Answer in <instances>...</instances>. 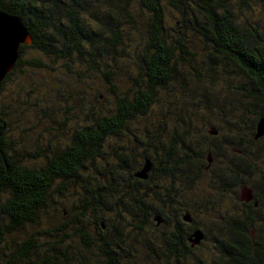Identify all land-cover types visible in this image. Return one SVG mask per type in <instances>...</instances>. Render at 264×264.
I'll return each mask as SVG.
<instances>
[{"label": "trees", "instance_id": "1", "mask_svg": "<svg viewBox=\"0 0 264 264\" xmlns=\"http://www.w3.org/2000/svg\"><path fill=\"white\" fill-rule=\"evenodd\" d=\"M0 11L19 16L33 39L21 45L0 94L23 65L44 66L37 57H24L29 48L92 73L78 74L82 102L66 108L68 121L51 127L58 144L66 139L58 146L50 140L35 154L14 153L12 126L0 108V246L8 237L16 243L4 246L0 264H187L186 236L196 216L188 224L175 212L171 220L168 207L182 209L183 190L165 197L158 191L155 201L145 194L155 176L172 187H193L206 177L224 210L222 218L213 217V231H255L260 243H247L245 250L264 253V136L254 138L264 119V0H0ZM124 67L132 82L120 89ZM92 75H99L109 94L90 85ZM175 92L195 104L187 111L168 108L166 118L176 123L163 124L171 129L166 142L132 134L136 121ZM211 95L214 102L207 104ZM212 115L219 119L210 123L218 134L208 130L213 143L206 145L198 140L207 135L199 133V124ZM222 130L231 136L223 137ZM147 160L148 178L137 177ZM137 165L139 170L123 176ZM251 179L259 206L248 208L250 220L241 205L227 215V198ZM55 194L71 195L69 219L56 229L59 238L41 240L54 231L41 227L38 236L15 239L41 221ZM137 235L145 239L141 247Z\"/></svg>", "mask_w": 264, "mask_h": 264}, {"label": "rangeland", "instance_id": "2", "mask_svg": "<svg viewBox=\"0 0 264 264\" xmlns=\"http://www.w3.org/2000/svg\"><path fill=\"white\" fill-rule=\"evenodd\" d=\"M198 50L202 52L201 47H199ZM24 57H37L44 62V66L38 68L23 65V70H18L12 75L11 79L5 83L0 94V108L7 117V121L12 126V130L9 132V137L14 141V153L19 155L35 154L38 147L44 148L48 146L50 140L52 141L50 146H58L61 142H66V139H64L59 141L58 144L56 140L59 138L53 134L51 127L58 126L61 121H68L67 117H70L71 114L66 112V108L71 104L82 102L81 97L85 93V89L81 87L82 81L81 78L78 77V74H92L88 69L85 70L83 67L77 66L75 63L60 58H49L33 48L27 49ZM126 69L127 68L124 67L121 70V74H118L120 77V80L118 81L120 89L129 87L132 82L126 76L128 74L125 72ZM91 79L92 81L94 80L91 82V86H94L97 90L100 89L105 94H109V89L106 85L101 83L99 75H92ZM223 93L224 92L220 91L219 94ZM163 96V100L161 104L156 107L157 110L154 114L141 118L134 123L133 126H135L136 129L132 131V134L135 133V136L139 138L148 136L154 138L157 136L166 142L171 136L169 133L171 129H165L163 124H169V126H171L170 124L176 123L175 119L166 118L168 108L173 109L176 106L182 108L183 106L184 110L187 111L195 104L194 101L187 100L184 93L177 94L175 92L170 97L168 94H164ZM109 97L112 101L111 96ZM167 98H169V100H166ZM101 99H103V97H101ZM176 100H178L177 104L170 103L176 102ZM93 101L99 105L101 102H105V99L99 102L97 100ZM213 102L214 97L212 96L207 104H212ZM198 104L203 106L204 103L201 101L198 102ZM209 119L210 120L205 124H199L201 127L199 133L202 131L201 133H203V135H207L206 137H200L199 135L198 140L204 141L206 145L213 143V140L208 137L210 135L207 133L208 130L214 129L210 123L213 122V120H219L214 115ZM147 131L150 132L149 135L146 134ZM222 132L223 137L225 138L231 136L225 130H222ZM131 137L134 136L131 135ZM252 147L254 148V146ZM139 167V165L135 166L133 170L127 171L123 176H128L130 173H134L135 170L140 169ZM257 177L258 176H255V178ZM153 178L154 179L150 181V185L146 188L145 194L156 201L158 199L156 192L159 191L161 193L163 190H159L160 187L164 186L166 188H171V184L167 178L162 177L163 179H159L158 176ZM199 179L202 181L196 182L193 187H188V184H185V182L181 185L175 183L176 186L172 187V189H176L178 192L183 190L181 194L182 199L185 202L183 203L182 214L184 213L185 208L192 211L196 216L197 226L202 227L208 233L204 245L194 251L191 261L187 264H195L198 259L204 260L206 264H214L216 262L215 258L217 257V254H215L213 244L217 235L219 236L220 231L218 230V233L215 234V231L212 229V227L215 229V225L212 221L214 220L213 217L222 218L224 210L219 207L217 200H213L218 197V194L213 193V189L208 183L207 178L203 177L198 178V180ZM251 184H253V179L245 185L252 187ZM123 187L128 190L125 186ZM239 188L236 192L234 191L231 193L234 199L227 198V202H229L227 204L229 206L227 207V215L234 216L237 214L236 210H239L240 208L238 199L240 193ZM142 189L144 191V188H140L139 191ZM134 192L137 191L134 190ZM137 194L139 193L137 192ZM69 199H71V195H67V198H62L55 194L54 199L48 202L45 210L41 213V221L37 225L27 227V229H25L26 231L23 230L22 233L14 235V238L20 240L21 236L26 237L30 233L38 236V230H40L41 227L54 230L51 232L52 234L50 237L41 240L54 241L59 238V232L56 231V229L69 219V215H67L69 214L67 206ZM168 210L171 220H174L173 213L180 211L177 210L174 212L173 209L170 208H168ZM154 228L155 226H152V229ZM94 230V225L91 224L90 231L94 233ZM154 231L155 233L160 232V230ZM148 236L150 237V240H152L151 235L148 234ZM137 237V245L138 247H141L143 245L142 243H145V239H142L139 235H137ZM12 242L14 243L13 247H15L16 243L8 237V242L5 245L0 246V256H3L5 252L4 248L6 247L4 246H10L12 245Z\"/></svg>", "mask_w": 264, "mask_h": 264}, {"label": "water", "instance_id": "3", "mask_svg": "<svg viewBox=\"0 0 264 264\" xmlns=\"http://www.w3.org/2000/svg\"><path fill=\"white\" fill-rule=\"evenodd\" d=\"M33 43L32 36L27 28L22 23V20L17 15H11L0 11V85L5 77L14 69L19 56L21 45H31ZM209 134L216 135L218 132L214 129L209 130ZM264 136V119L261 118L256 126L254 138L260 139ZM209 164L212 161L210 155L207 156ZM152 168L151 161L147 160L143 168L136 173V176L142 179H147ZM244 200L249 201L253 197L252 190L244 186L242 188ZM155 220L157 224L161 222L159 217ZM184 220L191 222L189 214L184 215ZM204 238L203 232L198 229L195 230L190 238L191 245L199 244Z\"/></svg>", "mask_w": 264, "mask_h": 264}, {"label": "flooded vegetation", "instance_id": "4", "mask_svg": "<svg viewBox=\"0 0 264 264\" xmlns=\"http://www.w3.org/2000/svg\"><path fill=\"white\" fill-rule=\"evenodd\" d=\"M211 163H212V161H211ZM209 165L206 167V170L209 169V167H210ZM244 186H247L252 190L253 197L249 201H246L243 199V197L245 195L243 194L242 188ZM239 189H240V191H239L240 193H239L238 199H239V205H241V207H242L241 213L243 214L244 217H245L244 213H246L245 219L250 220V215L247 214V213H249L248 208H250L251 205H253L254 207L259 206V203L257 201H255V196H254L255 190L253 187H250V186L245 185V184H241ZM171 190H172V185H171V188L164 187L163 190L161 191V193L165 197V196L169 195V192ZM176 193H178V192L176 191ZM169 204L171 206L170 202H169ZM181 208H183V204H182ZM172 209L175 212L174 208H172ZM186 209L187 208L184 209L183 214L181 212L183 209H180L179 213L181 214V217L183 220H184V215L189 214L191 217V222H187L185 220H184V222L190 224V223H192L193 216H195V215L193 214L192 211H189V210L186 211ZM173 214H175V213H173ZM161 222H162V220H161ZM161 222L159 224H161ZM159 224H157V225H159ZM196 226L191 228V230L189 231V234L186 236L187 237L186 243H187V245L191 251V256H190L189 261H191V257L194 255V251L201 248L204 245V243L208 237L206 232L204 231V229L202 227H199V226L196 227ZM198 229H200L203 232L204 238L199 244L192 246L191 245L192 243L190 242V238H191L192 234L194 233V231L198 230ZM217 233L218 232H215V234H217ZM260 234H262V232H260ZM246 235L248 237H243ZM257 235H258V233L255 231H251V232L248 231L245 234H242V233L237 234L234 231L219 232V236L217 235V237L215 238L216 240L214 241V244H213V249L215 250V254H217V257L215 258L216 262L214 264H248V262H249L248 260H251V259H253L252 262H255V263H257V262L264 263V253H262V252L261 253H257V252L251 253L250 250H248V249L245 250L247 243H253L254 245H256V242L259 241V240H257L259 235L258 236ZM259 243H260V241L257 244H259ZM215 244H216V246H215ZM200 261H202V262H200ZM195 264H206V263L204 260L198 259L195 262Z\"/></svg>", "mask_w": 264, "mask_h": 264}, {"label": "bare ground", "instance_id": "5", "mask_svg": "<svg viewBox=\"0 0 264 264\" xmlns=\"http://www.w3.org/2000/svg\"><path fill=\"white\" fill-rule=\"evenodd\" d=\"M137 259V258H136ZM142 261V260H141Z\"/></svg>", "mask_w": 264, "mask_h": 264}]
</instances>
